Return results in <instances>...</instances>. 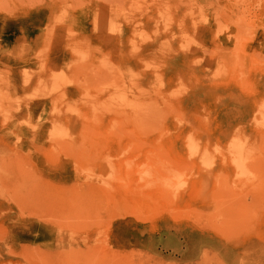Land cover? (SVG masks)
<instances>
[{"label":"rangeland","instance_id":"obj_1","mask_svg":"<svg viewBox=\"0 0 264 264\" xmlns=\"http://www.w3.org/2000/svg\"><path fill=\"white\" fill-rule=\"evenodd\" d=\"M0 264H264V0H0Z\"/></svg>","mask_w":264,"mask_h":264}]
</instances>
